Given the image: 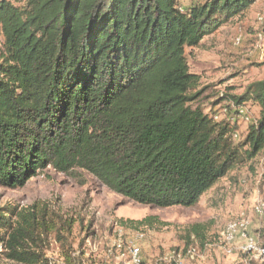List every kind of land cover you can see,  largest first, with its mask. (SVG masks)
<instances>
[{
  "label": "trees",
  "instance_id": "obj_1",
  "mask_svg": "<svg viewBox=\"0 0 264 264\" xmlns=\"http://www.w3.org/2000/svg\"><path fill=\"white\" fill-rule=\"evenodd\" d=\"M252 1L0 0V186L23 187L50 167L82 185L92 174L140 204L197 205L264 149V80L225 97L234 103L227 114L248 100L260 108L237 140L234 115L215 119L193 104L200 76L186 49ZM75 222L46 202L0 206V255L58 264L45 254L55 238L65 264H83L69 240ZM205 232L204 223L188 226V238ZM260 237L264 246V227Z\"/></svg>",
  "mask_w": 264,
  "mask_h": 264
},
{
  "label": "rangeland",
  "instance_id": "obj_2",
  "mask_svg": "<svg viewBox=\"0 0 264 264\" xmlns=\"http://www.w3.org/2000/svg\"><path fill=\"white\" fill-rule=\"evenodd\" d=\"M14 1V0H13ZM205 0H178L187 8ZM264 0L223 22L206 35L198 47L186 49L190 70L200 76V94L194 105L219 120L236 117L234 137L243 138L260 108L248 100L244 113L227 114L226 96H245L250 85L264 80ZM4 38L0 26V52ZM1 62V58H0ZM231 100V101H230ZM234 104V103H233ZM83 185L75 178L47 168L23 187L0 186V206H28L46 202L65 216L77 220L69 235L76 254L84 252L83 264H134L129 255L132 245L140 248L141 264H264L256 252H246L245 237L228 243L223 236L231 220L249 221L251 236L261 244L264 215L256 206L264 203V149L253 158L245 157L204 194L193 207H157L140 204L113 192L94 175L83 173ZM157 216L164 224L153 227L123 225L121 220H141ZM206 225V238H188V226ZM142 235V236H141ZM195 249L194 259L187 254ZM45 254L52 262L65 264L60 244L52 238ZM178 254L180 261H178ZM0 264H16L0 255Z\"/></svg>",
  "mask_w": 264,
  "mask_h": 264
},
{
  "label": "built area",
  "instance_id": "obj_3",
  "mask_svg": "<svg viewBox=\"0 0 264 264\" xmlns=\"http://www.w3.org/2000/svg\"><path fill=\"white\" fill-rule=\"evenodd\" d=\"M262 23L264 24V16L261 18ZM238 114L241 115L244 113V107L240 106L237 108ZM225 108V112H226ZM215 119H219L218 115L214 117ZM257 213L264 215V203H259L256 206ZM250 226L249 221L245 218H241L238 220H231L227 225L225 230L223 231V236L225 237V240L228 243H231L234 241L235 237H245V244L243 246L244 251L246 252H256L260 254L261 258L264 259V246L253 236L249 233ZM142 236V235H141ZM0 248H2V244L0 245ZM188 256L192 259H194L197 255V251L195 249H189L187 252ZM129 255L130 259L134 264H141V253L140 248L136 245H132L129 249ZM179 258L178 261H180V255L178 254Z\"/></svg>",
  "mask_w": 264,
  "mask_h": 264
}]
</instances>
